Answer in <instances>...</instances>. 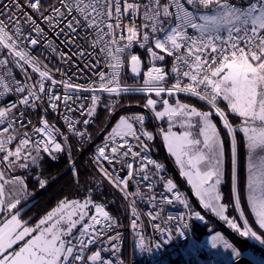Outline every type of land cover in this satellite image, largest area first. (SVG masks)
Segmentation results:
<instances>
[{
  "label": "snow or ice",
  "instance_id": "obj_1",
  "mask_svg": "<svg viewBox=\"0 0 264 264\" xmlns=\"http://www.w3.org/2000/svg\"><path fill=\"white\" fill-rule=\"evenodd\" d=\"M0 4V97H14L11 103L0 106V216L7 214L0 219V264H112L102 257L107 248L85 255L104 238L109 242L119 239V233L108 235L117 221L103 204L94 202L91 192L83 201L62 199L29 227L19 218L18 207L29 195L27 185L21 176L9 174L38 165L41 153L53 159L65 151L70 155L69 138L86 136L77 124L92 122L104 93L109 97L134 91L146 94L144 107L155 119L166 120L168 127L161 131L168 151L203 208L241 236L264 244L240 210L236 135H243L247 150V199L259 228L264 229V156L257 155L264 152V0H0ZM134 46L146 49L150 56L143 86L138 89L119 83L125 56L130 58L134 76L140 74L141 59L132 52ZM44 52L54 54L53 58L58 57L59 64L67 67L50 68L44 60L50 64L51 58L44 57ZM85 56L89 59L81 67ZM166 56L173 57L170 72L157 63ZM102 65L107 72L99 70ZM85 70L98 79L76 83L77 75ZM169 76L174 83L167 86ZM81 93H90L91 104L81 102L72 107L82 100ZM177 94L205 102L223 121L231 138L233 195L243 230L225 215L227 206L221 203L225 145L211 113L179 99L173 105L164 98ZM220 102H226L227 109L240 118L238 128L229 122ZM158 104L163 110H156ZM61 106L66 109L62 113L66 132L47 119L49 111L55 113ZM77 111L85 117L82 121L67 114ZM36 113L39 116L33 123ZM144 125V115L121 116L103 144L97 146L94 161L102 177L130 201L134 230L142 228L137 200L133 199L143 198L138 191L142 183L154 190L159 182L165 189L159 199L149 196L156 209L149 211L150 220L160 218L164 202L171 205L178 201L189 207L187 200L173 191V181L160 174L162 165L150 158L147 142L154 137ZM176 127L182 131H174ZM137 140L139 144L134 143ZM105 163L111 171L104 168ZM150 166L156 171L150 172ZM36 179L41 188L46 186V180ZM90 208L95 210L91 215ZM194 215L204 219L199 212ZM153 228L160 229V225ZM219 239L213 237V247ZM111 247L118 250L114 243ZM140 247H144L143 237Z\"/></svg>",
  "mask_w": 264,
  "mask_h": 264
},
{
  "label": "built area",
  "instance_id": "obj_2",
  "mask_svg": "<svg viewBox=\"0 0 264 264\" xmlns=\"http://www.w3.org/2000/svg\"><path fill=\"white\" fill-rule=\"evenodd\" d=\"M8 0H4V3H7ZM0 9H2V4H0ZM137 24L140 23V20L137 19ZM127 23V21L125 22ZM46 27V26H45ZM189 33H192V30L189 29ZM146 49H141L138 46H134L132 48V52L137 54L141 59V53ZM158 51V50H157ZM163 54V53H161ZM44 57L51 58V63H48V59H45L44 62L48 64L50 68L53 65L60 66L62 68L67 67L66 65H60L58 57H54V54L50 52H44ZM76 59V57H73ZM89 59L88 56L84 57V60L81 62V67H83L84 63L87 62ZM168 61L167 64L162 65L165 67V70L170 72L171 67L173 64V57H165ZM124 66L121 72L119 83L121 87H128L131 89H138L143 86L144 81V73L147 71L148 67L150 66L149 61L146 67H143L141 62V69L140 74L138 76H134L131 72L130 68V58L125 56L123 58ZM158 63V62H157ZM160 65V64H158ZM99 70L107 72L108 69L105 66H101ZM71 74V73H70ZM20 78L19 76L17 77ZM56 78L60 79V74L56 73ZM98 77L91 72L85 70V73H79L75 78L76 83L80 84H87L91 81L97 80ZM187 82V81H185ZM174 83V80L171 76H169L167 80V86H170ZM58 93L62 94L63 90L58 89ZM123 94H140L138 91L123 93ZM121 94V95H123ZM82 100L77 102V105H71L72 107H77L79 103L83 102L86 106L91 104L90 100V93H81ZM188 97V98H195L192 96H188L185 94H177L173 97ZM8 97H0V106H4L5 103H11V99ZM75 99V97H73ZM118 98L116 96L109 97L108 94L104 93L100 95V102L96 105L99 106L103 104L106 100L110 109L114 108L118 103ZM198 100V99H197ZM113 101L115 103H113ZM200 101V100H199ZM202 102V101H200ZM206 104L205 102H203ZM207 105V104H206ZM66 109L61 106L60 110L53 113L51 111L47 114V119L49 120L50 124H53L56 128H59L61 132H66V125L63 121L62 113H65ZM73 120H83L85 117L81 116L80 112H70L67 113ZM35 118L33 119V123L37 122L39 113L34 114ZM94 117L92 118V122L84 126L83 124H77V127L83 131H86L85 137L79 136H71L69 138L68 144L73 147L76 152L83 153V156L86 157L90 165L96 170L100 178L113 190L116 197L121 200L122 206V213L118 217H114L112 214L110 216L117 221V226L112 229L111 232L108 233L109 236H115L119 233V239L113 242H109L106 238H104L101 242L97 245H94L90 248L85 255H90L96 250L107 248L108 251L102 252V257L110 260L112 264H233L235 260L228 261L223 253L220 250H217L211 244H209L205 240H196L192 236L191 232V223H190V213L188 208H185L182 204L178 201L174 202L171 205H168L166 202L163 204L164 211L161 214L160 218L157 220H150L148 213L149 211H155L156 209L152 208V204L149 201V196L156 195L159 199V194L161 192H165L163 184L157 182L154 186V190H149L147 187L144 186L142 183L138 186V191L142 194V199L140 197H134L133 199L137 200V212L140 215V223L142 224V228L133 229L131 226V221L134 217L131 215V207L130 201L125 199L124 194L117 189L113 184L108 182L100 172L97 170V166L95 164V153L97 146L102 145L105 141L108 132L97 142L96 144L89 147L90 143L92 142V134H91V127L94 125ZM58 140L62 141V137H57ZM135 144H139L140 141H134ZM48 159L53 162L59 161L61 158L64 157L65 152L57 153L56 157L53 159L49 157L47 154L42 153ZM149 156L150 158L155 161L156 163L160 164L152 155V152L149 148ZM161 165V164H160ZM104 168L108 171H111L107 163L104 164ZM156 169L154 166H150V172H155ZM160 174L165 179H171L173 183L176 185V188L173 190L174 192H179L182 197L185 199V196L173 180V178L168 175L165 171L164 167L160 170ZM123 175V173H121ZM158 180V178H155ZM135 186V185H134ZM169 197L172 196V193H165ZM115 198L111 200L114 202ZM123 201V202H122ZM106 208V206H105ZM107 210V209H106ZM108 211V210H107ZM109 212V211H108ZM168 216H172L175 219L167 220ZM87 222V221H85ZM154 224H159L160 229L153 228ZM187 225V227H185ZM163 230V231H161ZM143 237L144 240V247H140V239ZM112 243H114L118 250H112ZM159 245V247H157ZM242 257V256H241ZM247 259L252 264L254 261L259 263L257 259L255 260V256L252 254L248 255Z\"/></svg>",
  "mask_w": 264,
  "mask_h": 264
},
{
  "label": "trees",
  "instance_id": "obj_3",
  "mask_svg": "<svg viewBox=\"0 0 264 264\" xmlns=\"http://www.w3.org/2000/svg\"><path fill=\"white\" fill-rule=\"evenodd\" d=\"M149 58L150 56L146 50L143 51V53H141V62L143 64V67H146L148 65ZM162 63L168 65V61L166 59L163 62H158V64H162ZM166 97L167 96H165L164 98ZM152 98L154 99L156 98L154 94ZM169 98L174 99L173 96ZM146 99H147L146 94H141V95L123 94L119 96L117 105L111 110H109V107H106L109 106L107 100L103 104L97 106L96 115L94 116L95 122L90 130L92 134V139H94L102 131V129L111 119V117L113 116L116 110H118L121 107L133 106V105L144 107V104L146 103ZM193 102H195L199 106L205 107L203 104H200L199 102L196 101ZM160 106L162 105H159L157 107ZM124 113L131 114V116L144 115V112L136 109L127 110ZM120 116L121 115H119V117ZM213 118L216 121V124H218V127L221 131V135L223 136L226 142V167L223 178L224 180L221 185L222 188H220V193L222 196L221 203L227 206L225 215L228 216L229 219L235 220L237 225L242 230L243 227L241 226V223L239 222V218L237 216V212L235 208V199L233 195L231 143H230L231 138L227 134L226 129L223 126V121L217 116H213ZM228 119L229 122L233 125V127L236 128L235 125L237 123V119L231 116H228ZM148 121H149L148 123L149 125L144 126L145 130L154 133L155 131L154 125L150 120V118H148ZM156 122L160 128L162 123L157 119ZM109 132L110 130L108 131V133ZM236 135L238 142L237 187L240 196L241 207L246 212V209L244 207V202H245L244 185L246 181V171H245L244 157L242 154V140H241L242 135L239 132H237ZM148 146L151 149L153 157L156 160H158V162H160L167 169L169 175L172 176V178L176 181L182 192L185 194L184 195L185 198L188 197L189 200V196L187 195L184 186L181 184L180 180L172 172L171 167L165 155L163 154V151L159 145L157 138L156 137L154 138L153 144L148 143ZM70 148H71V154L69 155V153L65 151L64 157L57 162L51 161L41 153L42 159L39 161L38 165H30V167L27 169H18L17 171H12L9 174L21 176L22 178H24L28 186V190H29L28 193L30 195L36 192L37 190H39V188H41L39 182L36 179L37 176H40L48 183L57 176H59L67 168V166L79 156L80 153L76 152V150L73 147L70 146ZM74 166L75 169L72 168L58 182L51 185L48 189L44 190L32 201H30L29 203H27L26 205L20 208V218L27 223V226L32 227L36 225L37 222L41 218H43L49 211L55 208L59 203V201H61L62 199L67 198V199L84 200L88 196L89 192L92 193V199L95 202L101 203L103 205L105 204L109 213L113 214L115 217H118L122 213L121 200L118 197H114L115 195L111 190V188L100 178L96 170L90 165V163L88 162L85 156L80 158L79 161ZM77 175H78V179L76 178ZM114 198L115 201L111 202V200ZM189 201L194 202L191 200V198ZM207 218H208V222H206L205 224H200L193 221L191 222V232L194 239L201 240L207 234L210 233V230L214 228L215 232L217 231L223 233L224 237L235 246L237 252L243 253L249 249L245 243L239 241L234 236L229 234L225 229L214 223L209 217ZM222 222L228 224L225 221ZM233 231L236 234H238L240 237L242 238L244 237L241 236L238 231L234 229ZM253 253L255 256H257L258 259L264 262V258L260 254H257L256 252Z\"/></svg>",
  "mask_w": 264,
  "mask_h": 264
},
{
  "label": "rangeland",
  "instance_id": "obj_4",
  "mask_svg": "<svg viewBox=\"0 0 264 264\" xmlns=\"http://www.w3.org/2000/svg\"><path fill=\"white\" fill-rule=\"evenodd\" d=\"M139 95H141V93L139 94ZM121 96V95H120ZM166 98H168L169 99V103L170 104H175V101H176V99H179L182 103H187V104H189L190 106H192V107H196L199 111H207V112H210L211 113V119H212V121H213V123H215L216 124V121L214 120V118H213V116H216L215 115V112H214V109H211L208 105H206V104H204L203 102H200L199 100H197V99H195V98H188V97H174V99H170L169 97H166ZM186 99V100H185ZM189 100H191V101H189ZM193 101H196V102H199L200 104H203L205 107H202V106H199L198 104H196L195 102H193ZM159 105H161V104H158V106ZM219 106L226 112V114L228 115V116H231V117H235L236 119H237V123H236V128H238L239 126H240V124H241V120H240V118L238 117V116H236V115H234V114H232L228 109H227V106H226V104L223 102H220V104H219ZM149 110V109H148ZM157 111H160V110H163V106H160V107H157V109H156ZM150 111V110H149ZM121 116H125V117H127V116H131V114H128V113H122V114H120ZM120 116V117H121ZM119 117V116H118ZM117 117V118H118ZM120 117L118 118V119H116V121L113 123V125L111 126V128H110V131H111V129L113 128V127H115V125L119 122V119H120ZM218 117V116H217ZM145 120H148V119H146V115H145ZM162 124H161V126H160V128H159V126H158V128H159V131H160V133H161V135H162V138H163V132L161 131V129H164V130H166L167 129V127H168V124H167V122H166V120H159ZM145 126V125H144ZM146 126H148V125H146ZM216 127H217V130L220 132V134H221V131H220V129H219V127H218V124H216ZM174 131H176V132H180V131H182L179 127H176L175 129H174ZM193 132H194V134L195 133H197L198 132V127L196 128V129H193ZM153 134V137L155 138L156 137V134H155V131H154V133H152ZM242 135V134H241ZM154 138H153V140L152 141H148V143H151V144H153V141H154ZM157 138V137H156ZM221 139L224 141V145H225V163H224V174H225V167H226V142H225V140H224V138H223V136L221 135ZM158 140V139H157ZM242 154H243V157L244 158H246V155L244 154V142H243V135H242ZM163 142H164V145H165V147H166V150L168 151V147H167V144H166V142L164 141V139H163ZM150 148V147H149ZM151 150V149H150ZM168 153L170 154V156H171V158H172V160H173V162H174V164H175V167L177 168V171L180 173V175L183 177V179L185 180V182L189 185V187H190V190H191V192H192V194H193V196L186 190V188H185V191H186V193H187V195L189 196V200H190V198H191V200L192 201H194V202H190L189 200H188V197H187V195H186V197L187 198H185L186 200H187V202H188V205H189V207H188V210H189V213H190V223L193 221V222H196V223H200V224H205L206 222H208V216L207 215H205L204 214V212L201 210V208L198 206V204H197V202L200 204V201H199V198L195 195V192H194V190L192 189V186L188 183V181H187V177H185V176H183L182 174H181V169H180V166L176 163V160H175V157L168 151ZM158 161V160H157ZM244 162H245V165H246V160H244ZM160 163V162H159ZM161 164V163H160ZM162 165V164H161ZM163 166V165H162ZM164 167V166H163ZM19 168H17V169H14L13 171H17ZM164 169H165V171L168 173V171H167V169L164 167ZM172 170V169H171ZM245 171H246V168H245ZM173 172V171H172ZM174 173V172H173ZM169 174V173H168ZM176 176V175H175ZM172 177V176H171ZM247 178H248V174H247V171H246V181H245V185H244V193H246V190H247ZM174 180V179H173ZM224 180V179H223ZM175 181V180H174ZM181 182V181H180ZM26 183V182H25ZM175 183H176V181H175ZM222 183H223V181H222ZM222 183H221V185H222ZM177 184V183H176ZM182 184V183H181ZM26 185H27V183H26ZM183 185V184H182ZM221 185L219 186V191H220V188H222L221 187ZM177 186H178V184H177ZM179 187V186H178ZM179 189H180V187H179ZM181 190V189H180ZM29 190H28V186H27V192H28ZM181 192H182V190H181ZM183 193V192H182ZM183 195H185L184 193H183ZM245 197V196H244ZM81 201H83V200H81ZM197 201V202H196ZM95 202V201H94ZM191 203H194V204H191ZM249 203V202H248ZM245 204V203H244ZM201 205V204H200ZM104 206H105V204H104ZM202 206V205H201ZM202 208H203V206H202ZM107 209V208H106ZM204 209V208H203ZM205 210V209H204ZM240 210H242L243 212H244V214H245V218L248 220V222H249V226L252 228V230L253 231H255L256 233H257V235H260L261 236V238L262 239H264V229H260L259 228V225H258V223L256 222V217H255V214L253 213V216H254V218H255V224L253 223V216H252V219H250V217H249V213H248V210H246V212H245V210H243V208L241 207V209ZM89 215H91V214H93L94 213V208H90L89 210ZM205 211H207L208 213H210V214H212L213 216H215L218 220H220L221 222L222 221H224V220H221L218 216H216L214 213H212L210 210H205ZM194 212H199L200 214H201V216H203L204 217V219L203 220H200V219H198V218H196L195 217V215H194ZM236 212H237V216H238V218H239V222L241 223V226L243 227V221L240 219V217H239V211H237L236 210ZM248 213V214H247ZM1 217V216H0ZM20 218V217H19ZM210 218V217H209ZM21 219V218H20ZM211 219V218H210ZM22 220V219H21ZM212 220V219H211ZM23 221V220H22ZM213 221V220H212ZM24 222V221H23ZM39 222V221H38ZM37 222V223H38ZM214 222V221H213ZM214 223H216V222H214ZM217 224V223H216ZM225 224V223H224ZM218 226H220L219 224H217ZM226 226H228V224H225ZM35 226V225H34ZM34 226H32V227H34ZM220 227H222V226H220ZM229 227V226H228ZM223 228V227H222ZM230 228V227H229ZM224 229V228H223ZM230 229H232V228H230ZM233 230V229H232ZM243 230V229H242ZM227 231V230H226ZM228 232V231H227ZM229 233V232H228ZM230 234V233H229ZM236 234V233H235ZM232 235V234H231ZM238 235V234H237ZM214 236H219V237H221L222 239H219V240H217V241H215V243H216V249L217 250H220L222 253H223V255L225 256V258L228 260V261H233V260H235V261H237L238 259L237 258H243V259H249L248 258V255L249 254H252L253 256H255L254 255V253L253 252H256L255 250H253V249H251V248H249L247 251H245V252H243V253H239V252H237V250H236V248H235V246L231 243V242H229L225 237H224V235H223V233H221V232H215L214 231V228L212 229V230H210V233L209 234H207L204 238H202L203 240H205V241H207L209 244H211L212 246H213V243H214V241H213V237ZM239 236V235H238ZM236 238V237H235ZM242 238V237H241ZM201 239V240H202ZM237 239V238H236ZM243 239L245 240V241H247V242H250L251 244H253V245H255V246H257L258 248H260V249H263L264 250V244H261L258 240H256L255 238H253V237H251V236H248V237H243ZM227 243V245H231V247H228V246H226V243ZM244 243V242H243ZM236 253H239V256L238 255H236ZM257 254H259L258 252H256ZM261 255V254H260ZM242 256V257H241ZM262 256V255H261ZM263 257V256H262ZM264 258V257H263ZM257 259V261L258 262H260V264H264V262H262L260 259H258L257 258V256H255V260ZM251 263V262H250ZM252 264V263H251ZM254 264H259V263H257V262H255L254 261Z\"/></svg>",
  "mask_w": 264,
  "mask_h": 264
},
{
  "label": "water",
  "instance_id": "obj_5",
  "mask_svg": "<svg viewBox=\"0 0 264 264\" xmlns=\"http://www.w3.org/2000/svg\"><path fill=\"white\" fill-rule=\"evenodd\" d=\"M132 109L140 110V111L144 112L145 114H147V116L150 118V120L152 121V123L154 125L155 134H156V137L158 139L159 145H160V147H161V149L163 151V154L165 155V157H166V159H167V161H168V163H169L172 171L174 172V174L176 175V177L181 181V183L186 188V190L193 196V194H192V192L190 190L189 185L185 182V180L183 179V177L177 171V168L175 167V164H174V162H173L170 154L166 150V147H165L164 142H163L162 135H161V133L159 131V128H158V125H157V122H156V119H155L154 115L152 114L151 111H149L145 107L133 105V106L121 107L118 110H116L114 112L113 116L111 117V119L107 122V124L105 125V127L102 129V131L92 140V142L90 143L89 147H91L92 145H94L97 142H99V140L110 130L111 126L113 125V123L116 121L117 117L120 114H122L123 112H125L127 110H132ZM82 157H83V153H80L79 156L75 160H73L67 166V168L59 176H57L56 178H54L50 182L46 183V186L44 188H39V190H37L36 192L28 195L26 199L22 200L21 206H18V207L21 208L22 206L26 205L27 203H29L30 201H32L35 197H37L40 193H42L44 190L48 189L51 185H53L56 182H58L61 178H63L73 168V165H75L79 161V159L82 158ZM197 204L201 208V210L204 212L205 215H207L214 222H216L217 224H219L220 226H222L225 230H227L230 234H232V236L236 237L239 241L244 242L249 248L255 250L256 252H258L259 254H261L264 257V250L263 249H260L257 246L251 244L250 242L245 241L243 238H241L240 236H238L237 234H235V232L232 229H230L228 226H226L223 222H221L220 220H218L212 214H210L207 211H205L198 202H197ZM6 215L7 214H4L0 219H3L4 216H6ZM233 264H251V263L247 259L238 258V260L235 261Z\"/></svg>",
  "mask_w": 264,
  "mask_h": 264
},
{
  "label": "crops",
  "instance_id": "obj_6",
  "mask_svg": "<svg viewBox=\"0 0 264 264\" xmlns=\"http://www.w3.org/2000/svg\"><path fill=\"white\" fill-rule=\"evenodd\" d=\"M223 103V102H222ZM226 104V102H224ZM227 106V105H226ZM243 142H244V154L246 155V158H244V160H246V165H245V168H246V171H247V150H246V146H245V141H244V137H243ZM258 156H264V152H258L257 153ZM248 174V172H247ZM244 199H245V204H244V207L246 210H248V213L250 214L249 217L250 219H252V216H253V213H252V210H251V205L248 203V199H247V190H246V193H244ZM247 213V214H248ZM253 223L255 224V218L253 216Z\"/></svg>",
  "mask_w": 264,
  "mask_h": 264
},
{
  "label": "flooded vegetation",
  "instance_id": "obj_7",
  "mask_svg": "<svg viewBox=\"0 0 264 264\" xmlns=\"http://www.w3.org/2000/svg\"><path fill=\"white\" fill-rule=\"evenodd\" d=\"M145 115H146V117H147L146 119H148L149 117L147 116V114L144 113V116H145ZM148 123H149V121H148V120H145V126H146V125H149Z\"/></svg>",
  "mask_w": 264,
  "mask_h": 264
},
{
  "label": "bare ground",
  "instance_id": "obj_8",
  "mask_svg": "<svg viewBox=\"0 0 264 264\" xmlns=\"http://www.w3.org/2000/svg\"><path fill=\"white\" fill-rule=\"evenodd\" d=\"M169 175V174H168ZM112 190V189H111ZM113 191V190H112ZM114 193V192H113ZM115 195V194H114ZM114 197H116V195L114 196ZM123 202V201H122ZM111 214V213H110ZM113 215V214H112ZM114 216V215H113ZM115 217V216H114ZM116 218V217H115ZM117 219V218H116ZM240 257V256H239ZM238 259V258H237Z\"/></svg>",
  "mask_w": 264,
  "mask_h": 264
}]
</instances>
